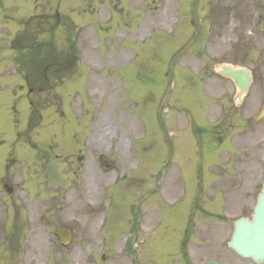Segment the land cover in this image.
I'll return each mask as SVG.
<instances>
[{
  "label": "rangeland",
  "instance_id": "rangeland-1",
  "mask_svg": "<svg viewBox=\"0 0 264 264\" xmlns=\"http://www.w3.org/2000/svg\"><path fill=\"white\" fill-rule=\"evenodd\" d=\"M193 6L194 0H0V264H65L79 245L121 252L146 193L136 240L142 264L151 263L152 250L164 262L190 220L181 203L227 211L221 226L241 214L218 193L227 179L215 182L230 173L216 166L212 137L217 125L229 126L232 86L218 71L254 64L264 75V0H199L203 32L175 64L161 125L168 63L198 30ZM47 43L56 67L31 65V49L41 53ZM25 70H49L44 85L33 87ZM192 128H199L196 138ZM51 160L68 162L71 188H47ZM168 160L159 192H151ZM252 161L259 170L246 171V179L260 180L264 156ZM194 214L200 226L202 213ZM61 228L72 231L65 248L56 236Z\"/></svg>",
  "mask_w": 264,
  "mask_h": 264
},
{
  "label": "flooded vegetation",
  "instance_id": "flooded-vegetation-1",
  "mask_svg": "<svg viewBox=\"0 0 264 264\" xmlns=\"http://www.w3.org/2000/svg\"><path fill=\"white\" fill-rule=\"evenodd\" d=\"M262 62V61H260ZM259 63V62H257ZM258 66L251 65L253 82L249 86L248 92L243 95L233 85V91L230 96L229 104L230 114L227 118L230 119L229 128L232 134L229 138L223 136L221 125L216 126L218 135V163L216 166L219 169L227 168L230 171V179L223 181L224 196L230 200L231 207L234 211L238 207L242 209V214L239 217H250L253 212V207L250 209L249 201L240 203V198L249 196V187L254 186V181L246 179V171H250L253 166L251 157L254 154L264 153V125L254 127L252 117L247 119V114L252 112V104H257L260 108L264 105V79L262 72L257 70ZM262 75V76H261ZM254 88V89H253ZM259 139L254 140L256 136ZM224 146V147H222ZM263 181L257 185V193L255 198L262 188ZM245 188L244 191L238 188ZM240 191V193H239ZM230 194V195H229ZM249 200V198H248ZM207 217L211 218L209 212L202 211ZM184 213V212H183ZM194 214V213H192ZM236 228L234 220L231 225L227 226H209L196 224L188 225L181 228L173 242L168 246V251L164 262L156 258V253L150 254L153 258L150 259V264H255L250 257H242L235 250L229 248L228 243L232 240ZM137 248V254L138 253ZM133 262V261H131ZM65 264H126L125 253L120 254L116 249L101 248L99 251L91 249L89 246H77L71 254V258ZM137 264H142L140 258Z\"/></svg>",
  "mask_w": 264,
  "mask_h": 264
},
{
  "label": "water",
  "instance_id": "water-1",
  "mask_svg": "<svg viewBox=\"0 0 264 264\" xmlns=\"http://www.w3.org/2000/svg\"><path fill=\"white\" fill-rule=\"evenodd\" d=\"M197 1V0H196ZM195 18H196V13ZM199 30L196 34L195 38L182 50L185 51L188 47H190L201 35L202 33V25L198 23ZM223 76L232 78L238 83L243 91H246V87L248 85L249 74L246 71L235 70L231 67H224L221 72ZM246 77V79L242 80ZM174 83V69L173 63L170 64V82L168 86V90L163 98V102L159 107V121L161 115V108L165 99L172 89ZM264 117V109L259 116V119ZM166 133V132H165ZM167 135V133H166ZM168 137V135H167ZM67 167V163L60 162H52L48 168L47 176H48V186L52 187L54 185H60L63 189H66L71 186V182L68 180L67 176L63 174V171ZM161 176V172L158 174V178ZM8 192L11 193L12 190L7 188ZM140 215V210H138L135 217V228L133 233L129 236L126 242V250L132 256L135 254L134 250V242L135 235L137 233V223ZM236 233L235 236L230 243L231 246L237 248V250L243 255H250L254 258L255 262L262 263L264 262V185L261 191V194L258 197L257 205L254 209L252 220L240 219L235 222ZM60 236L63 238L64 242L70 240V235L68 231L59 232ZM6 264H12L11 261H7Z\"/></svg>",
  "mask_w": 264,
  "mask_h": 264
},
{
  "label": "trees",
  "instance_id": "trees-1",
  "mask_svg": "<svg viewBox=\"0 0 264 264\" xmlns=\"http://www.w3.org/2000/svg\"><path fill=\"white\" fill-rule=\"evenodd\" d=\"M29 49V45L27 46ZM26 48V47H25ZM44 48V51H45V54L41 56V53L38 51L36 52L35 50L31 49V55H32V58H31V62L30 64H37V65H43L45 63H48V64H54L55 65V58H54V50L53 48L51 47V44H47L45 46H43ZM28 72L29 74V77L32 75V72L34 73L32 78H34L36 81L43 79L45 76H46V72L47 70H25ZM31 80V79H30Z\"/></svg>",
  "mask_w": 264,
  "mask_h": 264
},
{
  "label": "bare ground",
  "instance_id": "bare-ground-1",
  "mask_svg": "<svg viewBox=\"0 0 264 264\" xmlns=\"http://www.w3.org/2000/svg\"><path fill=\"white\" fill-rule=\"evenodd\" d=\"M103 12V11H102ZM144 24L145 22L140 26V29L142 30L144 28ZM139 35H142L141 32L139 33ZM122 59H125V57H128V53L126 51L122 52ZM116 87H114L115 89Z\"/></svg>",
  "mask_w": 264,
  "mask_h": 264
}]
</instances>
